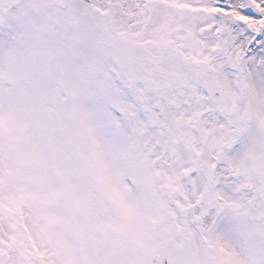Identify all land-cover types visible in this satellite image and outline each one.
Returning <instances> with one entry per match:
<instances>
[{
    "label": "snow or ice",
    "instance_id": "snow-or-ice-1",
    "mask_svg": "<svg viewBox=\"0 0 264 264\" xmlns=\"http://www.w3.org/2000/svg\"><path fill=\"white\" fill-rule=\"evenodd\" d=\"M0 264H264V0H0Z\"/></svg>",
    "mask_w": 264,
    "mask_h": 264
}]
</instances>
